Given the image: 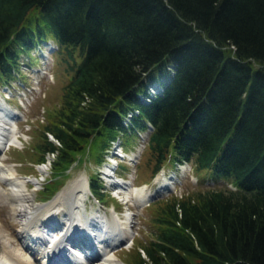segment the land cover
<instances>
[{
	"label": "trees",
	"instance_id": "1",
	"mask_svg": "<svg viewBox=\"0 0 264 264\" xmlns=\"http://www.w3.org/2000/svg\"><path fill=\"white\" fill-rule=\"evenodd\" d=\"M49 40L68 81L36 134L37 162L56 153L44 199L150 123L152 175L187 160L235 189L152 203L132 264H264V0H0V84Z\"/></svg>",
	"mask_w": 264,
	"mask_h": 264
},
{
	"label": "rangeland",
	"instance_id": "2",
	"mask_svg": "<svg viewBox=\"0 0 264 264\" xmlns=\"http://www.w3.org/2000/svg\"><path fill=\"white\" fill-rule=\"evenodd\" d=\"M55 50L56 45L52 44L51 46L44 48V50L38 49L37 51L31 54L30 58L25 55L22 58L24 65L22 66L21 76H18L16 78V81L9 86H6L5 84H0V100L4 99L5 97H10V108H12L13 111L15 110L14 112L19 113L21 115L20 118L16 119L17 122L15 120L14 121L19 126V134L22 140V144L20 146H11L5 151H0V153L3 157H5V163L13 167L16 171V174L26 181V193L29 194L31 199L27 204L31 207H36L54 201V198L50 200L51 197L44 199L46 194H43V191H46L47 188L52 186L54 183L53 181H51V164L55 161L56 154L54 155L50 163L47 162L44 164H36L37 161L35 160V155L39 156V152L34 149V146L36 140H38L36 138V134L39 133L42 125H45L47 123V109L59 104L60 96L62 93L61 89L68 81V76L64 72V66L60 64V57L57 54V51ZM42 53H44V55H47L42 56ZM39 68L44 71V76H42V72H40L41 74L39 73ZM153 91L154 90H152V92ZM151 94L155 95L154 93ZM147 101L148 100H144L143 102L147 103ZM2 103L6 105L4 100L2 101ZM143 136H145L146 138L145 141H142L140 138L137 137L132 140V144L128 143L127 145L123 144V137L119 136L117 142L115 143V145L121 143L124 146L123 149L126 152L131 153L133 151L134 153L132 154V158H134L138 153V156H136L134 160H131L132 158L114 159V157H112L111 155H106V161H104L103 159L101 163H97L94 158H91L92 156L88 155L86 157L88 160L86 163L74 164V166H72V168L68 171L67 178L61 179L65 183L62 189L64 192L67 190L68 187L73 186V184L77 182L78 177L85 179L88 176L87 179H89L90 175H94L98 172L107 180L106 185L108 187L105 189V205H103L102 203H98V200L93 196H89L90 190L87 196L88 198L86 197L85 201L89 213L93 212L92 210H96L97 207H100V210H107V212L110 209H115L121 216H123V220H121L123 222V225L125 224L127 227H130L129 230L131 231L133 237L129 238V243L126 246H123V248H121V246L120 249L116 248L114 249L115 251H113L117 256V259L120 264H132L134 256L133 251L136 252L138 249L141 248L142 244H145L150 239H152V224L150 223V219L152 216L151 209H153V207L146 204L139 206L135 203L134 199L130 200L129 202H126L122 194L118 195H121L120 197H122V200H124L125 202L123 201L118 203L116 199L113 198L110 194L111 192L114 193L115 191L113 187L117 185L119 189H122L119 187V185L123 184L125 188L133 189L134 187L147 185L148 188L151 189L154 194L165 191L164 189H160L161 185L155 188V179L160 175L156 176L155 178L152 175L153 163L150 159L149 152L145 148V145L147 143V134L143 133ZM50 139H53L51 135ZM142 143L144 145L143 148L141 146ZM134 145L140 147L141 151H136ZM118 151L121 153L120 149H118ZM110 152L116 153V149H112ZM107 154L109 155V153ZM112 161H119V167L116 169L117 176L114 174L115 168H111V173H113L114 177L107 176L106 174H104V171H106L109 162L113 163ZM14 164L16 165L14 166ZM172 168L173 166L170 165L168 167H165L164 170L169 174H177V176H179V180L174 185V188H172V191L166 192L165 194L159 196L156 201L166 199L168 196H171V193L183 195L184 193H189L200 189H206L209 186H213L215 184L219 187L231 186L234 188V185L231 182H228L227 180H219L215 184L209 183V181L211 180V176L206 175V172L202 174L197 173L194 169L193 164L182 166L183 171H181L182 169L178 170L176 168ZM203 176L207 178L208 183L202 182ZM165 178L168 177H165L164 175L161 177L160 180L164 182ZM33 179H36L38 184L33 183ZM48 179L49 181L46 182V180ZM116 179H118L120 182H113V180ZM111 181L113 183H111ZM123 181H125V183L127 184L122 183ZM78 182L81 183L80 181ZM172 182L175 181L171 180L170 183L172 184ZM41 183L45 185L44 189L40 192V190L36 188H38ZM228 183H230V185ZM154 194L152 196H154ZM48 199L50 201H43ZM12 207L13 206L11 202L0 201V229H8V236L10 242L12 243L11 246L14 245V247H21V237L19 239L18 229L21 226L22 218L13 219ZM62 208H64V211L59 214L62 216L60 218L59 224L57 226L54 225L58 221V215L54 216L55 219L51 220L50 222L52 226L54 225V227H63L64 212H66L67 208H65V206H62ZM111 213L112 216L116 215L115 213H113V211H111ZM126 213H131L132 217L129 222ZM133 213L135 214L133 215ZM101 214L104 215L103 213ZM87 215L89 217L92 216L90 214ZM126 219L127 222H125ZM110 220H112V217ZM52 221L55 223H53ZM57 231L59 230L53 228L51 234L55 235ZM4 245H6V243L0 236V255L3 253ZM75 250L78 251L76 248Z\"/></svg>",
	"mask_w": 264,
	"mask_h": 264
},
{
	"label": "bare ground",
	"instance_id": "3",
	"mask_svg": "<svg viewBox=\"0 0 264 264\" xmlns=\"http://www.w3.org/2000/svg\"><path fill=\"white\" fill-rule=\"evenodd\" d=\"M13 115L11 109L9 110L0 100V151L22 144ZM4 160L5 157L0 153V201L11 202L13 219L22 218V221L18 229V234L21 237V247L11 246L8 229H0V236L6 243L3 253L0 255V264H46L48 256H54L56 251L62 249L65 242L75 244L76 247L88 251L86 244H80L76 240L81 238L79 229L75 232L76 226L79 225H82L81 228L88 229L89 233L87 234L94 239L91 241L89 238L88 245L92 242V245L102 247V254L97 259L90 261L85 258L81 261L82 264H120L113 252L115 247L111 248V245L119 243L124 238L132 237L130 227L123 225L122 217L118 216L115 211L113 213L116 215L112 216V220L108 219L106 213L104 215L92 214L91 217L87 215L88 213L84 209L85 198L89 193L87 178L78 177L77 182L68 187L65 192L63 190L59 191L54 196V201L31 207L27 204L31 199L29 194L26 193V181L20 178L15 169L7 165ZM112 162L108 164L104 174L114 177L111 168L114 167L115 163ZM32 182L38 184L36 179H33ZM113 182L119 183L120 181L116 179ZM113 182L111 181V183ZM122 183H125V181ZM169 185V178H165L160 189L166 190ZM119 187L122 189H119L117 193L122 194L126 202L134 199L139 206L146 204L154 194L147 185L134 187L133 189L125 188L123 184H120ZM62 206L67 208L64 212L63 227L55 228L50 223L51 217L61 214L64 211ZM126 216L129 222L132 217L131 213H126ZM127 219L125 222H127ZM53 228L59 230L55 235L51 234ZM90 251L91 249L88 252ZM71 256L72 254L68 253V257ZM81 258H84L83 254H81ZM53 264H56V261H53Z\"/></svg>",
	"mask_w": 264,
	"mask_h": 264
}]
</instances>
